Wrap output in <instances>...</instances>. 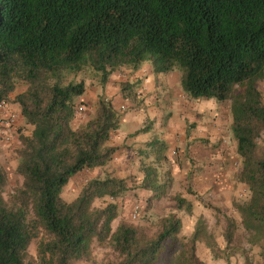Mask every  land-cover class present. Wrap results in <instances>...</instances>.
I'll use <instances>...</instances> for the list:
<instances>
[{
    "label": "trees",
    "instance_id": "trees-1",
    "mask_svg": "<svg viewBox=\"0 0 264 264\" xmlns=\"http://www.w3.org/2000/svg\"><path fill=\"white\" fill-rule=\"evenodd\" d=\"M143 63L156 74L181 70L189 99L230 102L239 180L248 193L234 210L247 244L264 259V151L256 143L264 131L257 90L264 81V0H0V102L24 83L14 103L32 128L18 137L22 184L7 199L0 167V264H73L95 245L116 255L106 264H207L196 253L199 229L179 237L174 214L151 233L122 220L112 228L114 201L128 192L125 179H89L74 199L61 198L72 177L113 160L118 148L109 143L119 126L111 103L99 100L94 115L73 128L83 85L66 83V73L88 68L105 82L117 69ZM151 146L158 152L164 144ZM143 172L139 188L150 200L165 197L158 168ZM98 200L109 202L97 207ZM233 227L229 222L226 248L237 251L230 247ZM33 240L35 260L28 253Z\"/></svg>",
    "mask_w": 264,
    "mask_h": 264
},
{
    "label": "rangeland",
    "instance_id": "rangeland-1",
    "mask_svg": "<svg viewBox=\"0 0 264 264\" xmlns=\"http://www.w3.org/2000/svg\"><path fill=\"white\" fill-rule=\"evenodd\" d=\"M129 70L125 67L117 69L105 82L101 80L99 74L88 68L78 73H66L64 77L66 83L83 85V95L75 99L76 112L71 126L77 128L86 123L94 115L99 100L113 102L115 94H109L106 89L108 84L109 86L112 84L113 89H118L116 95L126 92L123 100H127V103L116 106L117 108L112 105L116 108L119 121L130 112L133 114L131 135L137 136L147 130L153 123L152 118L147 116L146 110L156 104H149L143 108L140 104L144 101L141 93L143 89L131 94L128 92L132 87L131 84L115 80L110 83L114 75L125 74ZM170 77L178 85L179 98L186 100V97L182 96L184 92L180 86L181 70H173L170 72ZM25 89L24 83L17 82L14 93L24 92ZM257 90L264 104V81L257 84ZM190 102L193 104L195 115L193 114L187 121L185 129L187 135L196 136L195 143L183 148L173 146L171 150L165 145L162 149L158 148L160 160L157 161V168L160 172V183L166 193L165 197L160 200H150L152 194L139 188L142 167L138 164L130 172L124 171L120 166L113 168L112 173H110L111 168L104 167L92 171L84 170L68 181L63 188L61 198L69 202L76 197L89 179L113 176L116 172L119 175L113 177L125 179L128 188V192L122 198L114 201L118 206L116 222L122 220L133 223L151 233L156 231L161 217L174 214L181 221L179 237L188 238L196 228L199 229L196 253L207 264H264V259L259 256L260 250L247 244L248 236L240 226L239 214L234 210V204L246 200L248 193L246 186L239 180L242 165L236 154V143L231 133L230 102L218 103L215 100ZM80 107L83 108L82 111H79ZM121 108H124V111L121 112ZM118 133L114 131L112 137L115 139ZM256 143L258 152L262 153L264 131ZM18 145V148L15 147L8 156L4 150H0V167L6 176L3 193L5 199L22 184V178L15 172L18 161L17 152L20 149V144ZM122 175L124 176L120 177ZM176 177L179 180H176ZM179 198L185 201L180 207L176 203V199ZM108 202L109 200H98L94 205L103 207ZM136 205H141L142 211L138 220L132 222L130 215ZM229 222L234 224L233 241L230 247L237 245L240 248L237 251L226 248V229ZM112 224L116 225V223ZM37 243L38 240H33L28 248V253L34 260ZM114 260L116 255L109 248H100L95 245L88 259L76 261L73 264H106Z\"/></svg>",
    "mask_w": 264,
    "mask_h": 264
},
{
    "label": "crops",
    "instance_id": "crops-1",
    "mask_svg": "<svg viewBox=\"0 0 264 264\" xmlns=\"http://www.w3.org/2000/svg\"><path fill=\"white\" fill-rule=\"evenodd\" d=\"M113 80L131 84L132 87L128 90L131 94L143 89L141 93L143 94L142 99L144 101L140 102L142 105L141 107L145 108V106H149V104H156V106L146 110L147 116L152 118L153 124L137 136L131 135L133 114L129 112L120 118L119 126L116 130L117 132L115 131L116 134L119 133L115 136V139L112 135L109 143L111 146L117 147L118 150L114 155L113 160L104 167L111 168L110 173H112L113 168L118 166L124 171L130 172L131 169L136 168L137 165L140 164L142 167V181L144 178V168L148 166L157 167L158 165L156 161L159 153L157 152L156 146L152 148L151 145H154L156 142H161L165 147L170 149L173 146L183 148L189 144L195 143L194 140L196 136L187 135V130L185 129L187 121L194 114L192 108L193 104L190 102L194 100L189 99L185 93H183L182 96L186 97V100L179 98L178 85H176L175 81L171 79L170 73L156 74L146 63L139 65L136 70H129V72H126L125 74L114 75L113 78L110 79V83H112ZM106 89L109 94H115L111 105L119 107L125 102L127 103V100H123L126 92L116 95V90L118 89H113L112 84L110 86L108 84ZM20 93L22 92L10 95L7 112L0 116V118H6L9 112L17 114V120L12 131L14 137L13 142L10 145L4 146H1L0 144V150H4V153L7 156L12 153L15 147L18 148L19 135H30L32 130L30 126L24 124L20 108L13 100L14 97ZM208 101L214 100L210 99ZM148 161L149 163H146ZM117 175H119V173H113V176ZM123 176L124 175L120 177ZM176 180H179L178 177H176ZM113 223H116L117 225L116 221ZM116 225L114 226L112 224V228L115 229Z\"/></svg>",
    "mask_w": 264,
    "mask_h": 264
},
{
    "label": "built area",
    "instance_id": "built-area-1",
    "mask_svg": "<svg viewBox=\"0 0 264 264\" xmlns=\"http://www.w3.org/2000/svg\"><path fill=\"white\" fill-rule=\"evenodd\" d=\"M8 103L0 102V116L4 115L7 112ZM83 108L80 107L79 111H82ZM124 111V108H121V112ZM17 120V114L14 112H9L8 116L0 118V144L1 145H10L13 142V129L15 122ZM141 205H136L133 207V211L130 215V220L135 222L141 214Z\"/></svg>",
    "mask_w": 264,
    "mask_h": 264
}]
</instances>
